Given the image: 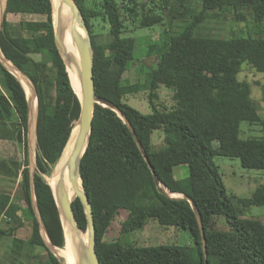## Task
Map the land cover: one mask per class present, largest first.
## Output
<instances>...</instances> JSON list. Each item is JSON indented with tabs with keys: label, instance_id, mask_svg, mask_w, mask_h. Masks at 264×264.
Wrapping results in <instances>:
<instances>
[{
	"label": "trees",
	"instance_id": "obj_1",
	"mask_svg": "<svg viewBox=\"0 0 264 264\" xmlns=\"http://www.w3.org/2000/svg\"><path fill=\"white\" fill-rule=\"evenodd\" d=\"M122 1L101 0L96 10L85 6L84 0H74L92 41L95 94L124 114L164 188L192 199L201 218L208 264H264V223L255 217L236 215L232 195L227 193L213 159L218 155L235 157L244 168L264 170V118L250 96V84L238 78L243 63L264 72V37L259 31L264 20V0H127L124 8L120 6ZM52 9L58 12L56 0H6L0 46L5 58L23 72L36 90L33 190L49 240L57 252L65 254L64 231L47 176L58 163L80 105L55 42ZM60 10L63 14V8ZM242 10L251 15L252 26L247 32L218 36L195 29L211 12L232 13L236 21H243ZM8 14H36L42 18L15 23ZM98 16L108 23V40L104 43L95 41L91 33L93 19ZM164 18L187 21L177 32H166L161 42L148 44L145 50L153 66L145 73L139 89L148 90L151 112L142 113L123 98V88L127 86L123 74L129 63L138 60L135 40L126 34L127 25L140 19L138 26L149 28ZM0 70L8 92L5 95L0 91V129L5 130L0 138L23 144V164L19 169L26 204L22 208L8 195L0 194V214L15 222L8 233L0 229V234L12 235L11 251L16 255L25 243L30 250L44 251L42 256L35 252L36 264H67L64 257H59L61 263L49 250L33 211L25 90L1 62ZM160 85L172 91L169 106L154 102L159 99ZM260 87L264 96V84ZM242 122L260 125L261 135L240 137ZM155 129L164 133V143L159 147H153L151 139ZM180 164L188 170L183 180L173 175V167ZM80 175L92 207L99 264H204L200 229L191 204L158 190L127 124L107 106H94ZM65 179L70 187L67 175ZM237 201L245 207L264 206V185H257L250 196L238 197ZM72 209L77 225L86 231L78 198L72 201ZM122 210L126 213L120 225L122 234L138 230L148 219H154L187 230L193 245H135L119 239L105 240L107 228ZM218 218L223 220L221 227L217 226ZM24 219L31 221L25 240L11 233Z\"/></svg>",
	"mask_w": 264,
	"mask_h": 264
},
{
	"label": "rangeland",
	"instance_id": "obj_2",
	"mask_svg": "<svg viewBox=\"0 0 264 264\" xmlns=\"http://www.w3.org/2000/svg\"><path fill=\"white\" fill-rule=\"evenodd\" d=\"M118 2L120 0H117ZM139 0H136V2ZM101 0H84L85 6L89 8H96L99 10V4ZM127 0L122 1L123 8L127 5ZM142 13V9H140ZM245 15V19L236 21L234 15L228 12H211L207 15L204 23L199 24L195 29L196 31L210 32L218 36H230L233 34L244 33L250 30L252 26L251 15L242 10ZM141 16V15H140ZM42 17L36 14H8V19L11 22H18L20 19H35L39 20ZM140 20V19H139ZM139 20L129 21L127 25L126 34L130 35L135 40L134 53L138 60L129 63L126 71L123 74V81L127 85L123 88L124 100L135 107L142 113L151 112L150 103L148 99V90L139 89V84L145 80V73L153 66V59L145 54L148 44L159 43L163 40L164 34L167 32L173 34L177 32L180 27L187 21L181 22L179 20H170L164 18L162 23H158L149 28H141L138 26ZM93 27L91 33L96 38L95 41L104 43L108 40V23L101 16L93 19ZM260 35L264 37V20L259 27ZM96 34V35H95ZM91 39V38H90ZM2 54L0 46V55ZM2 57V55H1ZM38 58L37 55H34ZM1 59V58H0ZM5 59V58H4ZM3 66L7 70L15 71L3 61ZM17 78L20 80L25 93L32 100V113L30 117V123L27 130V149H28V167L30 175L36 169L35 152H36V138H35V115H36V98L34 94V86L30 80L23 76L18 70L16 71ZM240 80H245L250 84V96L253 99L258 112L261 117L264 118V96L261 91V84H264V72H257L253 67L247 63H243L241 70L238 74ZM0 91L7 95V89L4 86L2 79V72L0 70ZM159 99L154 102L158 104H165L169 106L172 103L171 95L172 91L160 85L158 89ZM8 129V128H7ZM240 137L246 138L248 136H260V125H249L246 122L240 124ZM5 131L0 129V134ZM7 134V133H5ZM9 135V133L7 134ZM10 136V135H9ZM13 136V135H12ZM164 133L160 129H155L152 132L151 139L153 147H159L163 145ZM215 164L221 173L223 183L227 189V193L232 195L231 202L235 208V213L239 218L255 217L264 223V206L252 205L249 207L242 206L238 201V197H248L252 194L257 185H264V170L247 169L241 166L238 158L228 156H215ZM23 164V144L22 142H16L12 138H0V194L8 195L10 200L17 201L22 208L26 206L23 200V192L21 189V175L20 169ZM52 171V170H51ZM53 173V171H52ZM51 173V175H52ZM44 175V179L49 182L51 177ZM173 175L178 179H186L188 176L187 166L180 164L173 167ZM67 178L68 174H67ZM66 180V179H65ZM33 201V196H32ZM33 211L38 218L37 209L32 204ZM21 214V212H19ZM126 218L124 210L113 219L107 231L104 235V239L107 241L119 239L121 242H127L135 245H155V244H178V245H193L192 239L187 230L177 229L175 226L161 224L154 219H148L146 224L134 231L128 233L120 232L121 222ZM23 224L20 227H15L13 235L23 238L24 240L29 234L31 225L30 219H24ZM217 226H222V218L217 219ZM15 225V222L8 220L3 214H0V229H3L8 233L10 228ZM40 234L45 242L47 241L46 235L42 228ZM84 242L87 240L86 231H81ZM14 249L12 244V235L0 234V264H36L34 260L35 252H41L39 248L35 251L30 250L28 244L25 243L19 251V255H16L11 250ZM58 257H64L65 254H61L56 251ZM45 252H41L40 256ZM59 258V259H60ZM214 264V263H213Z\"/></svg>",
	"mask_w": 264,
	"mask_h": 264
},
{
	"label": "water",
	"instance_id": "obj_3",
	"mask_svg": "<svg viewBox=\"0 0 264 264\" xmlns=\"http://www.w3.org/2000/svg\"><path fill=\"white\" fill-rule=\"evenodd\" d=\"M64 1L67 3V5L72 6L74 8L73 14L69 13V11H68L69 14L67 13V11L65 12V14H62V11L60 9L58 10V12L57 11L54 12V10L52 9L51 16H52V24H53V29H54L55 42H56L59 54H60V56H61V58L65 64L66 71H67L66 64L68 63V65H70V57L66 52V47H65L63 40H62V34L66 28H69L71 37H72L73 41L75 42L78 53H79V77H80V88H81L80 91L81 92L78 93L77 91H74L73 88L72 89H73L74 93L76 94V96L79 100L80 111H79L78 119L74 123V125L71 129L69 138H68V140H67V142H66V144H65V146H64V148L60 154V157H61V155L64 152V149L66 148L68 142L70 141L71 137L73 136V145H72L71 154L69 157L70 170H72L71 180H72L73 187L74 188L76 187V182H75L76 174H77V176L80 177L81 183H82V178L80 175V160H81V157H82V155H83V153L87 147L89 136L91 133V123H92V117H93V112H94V106H95V104L107 106V107L113 109L114 111H116L118 113V115L123 119V121L127 124V127L130 130L141 154L143 155L145 161L147 162V164H148V166L152 172V175H153V178H154V181L156 183L158 190L167 197H171V198H175V199H185L191 204V207L194 211V214H195V217H196L199 229H200L204 264H208L205 238H204V231H203V227H202V223H201V218H200V214H199L196 206L192 202V199L186 194L178 193V192H172V191L164 188V186L160 183L159 178H158L157 174L155 173L153 166L148 161V158H147L140 142L138 141L134 130L132 129L130 123L126 120L124 114L122 112H120L114 104L98 97L95 94L94 79H93V46H92V41L90 39V34H89L88 28L85 24V21L83 19L82 13H81L78 5L74 2V0H64ZM51 5H52V3H51ZM5 6H6V0L4 2V6L0 12V23H1V20L3 18V15H4ZM79 17H80V22H79L80 28L84 32L85 37H83L75 28L76 21H78ZM1 55H2V57H1ZM1 55H0V58H1L0 62L3 64L2 59L5 58V56L3 55V53ZM12 65L23 76H25L23 74V72L18 67H16L13 63H12ZM9 71L16 77V75L13 73V71H11V70H9ZM19 82H20V80H19ZM33 91H34L36 102H37L35 88L33 89ZM26 99H27V104H28V125H29L30 117H31V113H32V100L27 95H26ZM36 119H37V108H36V115H35V127H36ZM35 138H36V132H35ZM82 148H83V150H82ZM76 159H77V161H76V171L77 172H76V174H74V167H75V160ZM31 185H32L33 202H34V205L37 209V214H38L37 219L39 222L40 229L42 228V230L44 231V233L46 235V238L48 241V242H46V244L48 245L49 250L59 259L58 255L53 250V248H55L56 246L50 242L49 237H48L46 230H45V226H44L43 221H42V219L39 215V212H38L37 202H36V198H35V194H34V190H33V173L31 175ZM56 194H57V197H55L54 194H53V197H54L56 206H57L58 211H59L61 223L63 222L66 226L67 225L72 226V227L76 228V230L81 232V229L77 225L75 215H74L73 209H72V201L75 198H78L80 200L81 205L83 207L84 214H85V218H86L87 240H86L85 248L82 246L77 247L75 249V254H76V257L78 259H81L79 264H99V259H98V256H97V253L95 250V229H94L92 207H91V204L89 202V199H88L86 193L84 192L83 186H82V191H77V189H76L75 197L70 199V200L67 198V196L60 194L59 191H56ZM60 262L62 263L61 260H60Z\"/></svg>",
	"mask_w": 264,
	"mask_h": 264
},
{
	"label": "bare ground",
	"instance_id": "obj_4",
	"mask_svg": "<svg viewBox=\"0 0 264 264\" xmlns=\"http://www.w3.org/2000/svg\"><path fill=\"white\" fill-rule=\"evenodd\" d=\"M56 1L58 3V8L59 9L63 8V14H65L66 11L67 13L69 11V13L73 14L74 8L72 6L67 5V3L64 0H56ZM1 10H2V0H0V12ZM79 22H80V17L78 18V21H76L75 28L83 37H85L84 32L80 28ZM62 40L66 47V52L70 57V65H68L67 63L66 66H67V71H68L71 84L74 90L80 93L81 88H80V77H79V53H78L76 44L71 37L69 28H66L64 30L62 34ZM3 61H5L8 65H10V67L15 68L7 59L3 58ZM13 70H15L13 71V73L17 76L16 74L17 69H13ZM72 145H73V136L71 137L69 143L64 149L63 154L59 158L58 163L51 177L49 178V184H50V187H51V190L54 196L57 197L56 191H59L60 194L67 196L69 200L75 197L76 189L77 191H82L81 179L76 174L77 159L75 160V167H74V174H76V178H75L76 187L75 188L73 187L72 180H71L72 170H70L69 157L71 154ZM67 174L71 181L70 187H68L65 183V178ZM62 226H63V231H64L66 253H67L66 262L67 264H79L81 259H78L76 257L75 249L81 246L85 248L86 242L83 241L84 238L82 237L81 232L76 230V228L69 226V225L66 226L63 222H62ZM53 250L56 253V250L54 248Z\"/></svg>",
	"mask_w": 264,
	"mask_h": 264
}]
</instances>
